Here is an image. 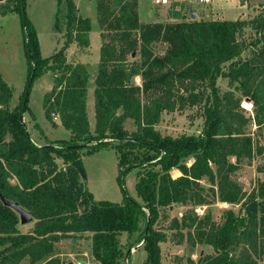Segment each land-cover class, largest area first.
I'll return each instance as SVG.
<instances>
[{
    "label": "trees",
    "instance_id": "trees-1",
    "mask_svg": "<svg viewBox=\"0 0 264 264\" xmlns=\"http://www.w3.org/2000/svg\"><path fill=\"white\" fill-rule=\"evenodd\" d=\"M65 4L64 42L42 58L36 30L25 15V0H0V17L20 15L32 81L45 71L54 73L52 87L43 95L46 118L56 125L57 114L70 132L69 140L35 143L20 121L31 85L11 109V88L0 76V264H20L26 258L30 264H64L54 257L55 244L84 233L91 234L92 256L100 264H120L130 253L131 246L125 251L122 247L123 233L128 237L138 233L146 261L160 264V244L167 235L154 225L166 216L162 210L175 204L192 207L168 219L174 244L187 250L181 261L261 264L264 179L247 192L233 174L243 159L264 151L247 130L252 122L264 124V6L247 19L140 22L136 0H100L98 21L106 33L101 32L91 133L89 73L84 64L70 63L66 56L74 42L90 45L91 20L79 14L74 0ZM172 18H182L181 11H174ZM247 30L252 31L249 42ZM156 42L166 44L162 54L151 48ZM137 48L140 61L129 62L127 55ZM136 76L141 84L133 81ZM220 78L227 79L228 89L221 90ZM251 105L253 115L247 110ZM190 108H196L202 119L198 134L163 135L156 128L163 112ZM128 119L135 130L124 128ZM107 139L118 142L113 146L121 174L138 169L135 188L142 204L128 197L122 203L96 200L88 190L81 148L74 146H108ZM172 169L180 174L173 177ZM258 171L264 172V166ZM1 197L32 215L29 231L19 230L18 214ZM213 199L239 204L238 213L226 211L221 222L209 212L196 214V206L209 205ZM197 245L210 251L194 260L188 252Z\"/></svg>",
    "mask_w": 264,
    "mask_h": 264
},
{
    "label": "rangeland",
    "instance_id": "rangeland-1",
    "mask_svg": "<svg viewBox=\"0 0 264 264\" xmlns=\"http://www.w3.org/2000/svg\"><path fill=\"white\" fill-rule=\"evenodd\" d=\"M100 0H74L79 14L83 17H89L91 20L90 29V48H84L73 43L66 51L67 61L70 63L81 62L87 68L89 73L87 88V115L90 125V132H94V88L97 66L99 63L100 47L102 45L101 32L106 33L105 27L101 29L99 25V14L97 4ZM129 1V0H128ZM165 5L153 4L152 0H136V11L140 22H174L181 20H190L189 9H193L198 14V19H247L250 18L264 6V0H210L202 2L201 0H168ZM25 15L33 24L39 45V52L42 58L50 57L56 52L64 42L66 4L65 0L60 3L58 0H25ZM180 10L182 18L174 19V11ZM115 11V10H113ZM119 13L116 11V15ZM159 20V21H158ZM110 31V30H109ZM99 36L100 40L99 41ZM247 42L251 41L252 31H244ZM101 42V43H100ZM119 47L120 43L116 40ZM99 45V47H98ZM154 53L162 54L166 44L156 42L151 44ZM135 53V55H133ZM129 62H139V48L127 55ZM0 76L11 88L12 97L10 108L13 109L19 105L30 78V66L28 54L25 48L24 35L20 22V15L17 12L7 13L0 17ZM54 79L52 71H45L36 75L31 83L26 110L22 114L23 121L31 139L39 144L45 142H55L69 140L70 132L65 129L59 120L53 118L54 125L46 118L42 105L43 95L51 89ZM133 81L141 84L139 76ZM218 85L221 90H226L227 79H218ZM248 113L253 115V107H248ZM196 108L185 109L183 111L163 112L161 120L156 128L163 135L177 136L180 134H198L202 129V119L197 115ZM124 128L128 131L135 130L132 119L124 123ZM254 141L264 145V124L256 126L253 122L247 129ZM108 146L84 147L79 150L81 166L85 175V183L88 190L96 200H107L111 202L122 203L126 197L142 204V199L138 195L135 182L137 168L125 170L121 174V169L117 164V152L113 145L118 143L116 140L107 139ZM82 143V142H79ZM234 161V158H232ZM61 166V161H58ZM264 166V151L261 154H254L251 159H243L240 168L233 174V178L242 186L243 190L249 192L257 187L259 182L264 179V172L258 171ZM171 175L176 177L180 174L177 169H172ZM14 181V180H12ZM203 185H208L204 179ZM212 199V197L210 196ZM213 199L209 205L196 206L195 212L202 216L209 212L216 222H221L225 212L231 210L235 213L239 211V204L225 203ZM192 207L175 204L167 211H163L166 216L159 218L156 228H161L167 235L166 240L160 244V264H186V260L180 257L187 256V250L184 245L174 244L170 237L171 231L167 229L168 219L180 217L185 211ZM25 230V228H23ZM22 231V230H21ZM76 238L64 239L54 250L53 254L58 256L64 264L68 261L74 263L81 261L84 264H100L92 257L91 243L89 238L91 234H81ZM139 234L128 237L126 233L121 235V242L124 251L129 248L130 253L120 264H149L146 261L147 253L143 247L135 248L142 242L139 241ZM209 247L197 245L191 254V258L196 260L201 252H209ZM27 264V263H26ZM264 264V259L261 262Z\"/></svg>",
    "mask_w": 264,
    "mask_h": 264
},
{
    "label": "water",
    "instance_id": "water-1",
    "mask_svg": "<svg viewBox=\"0 0 264 264\" xmlns=\"http://www.w3.org/2000/svg\"><path fill=\"white\" fill-rule=\"evenodd\" d=\"M189 15H190L191 19H197L198 18L197 13L193 9H189ZM133 55H135V53H133ZM32 79H33V73L30 76L29 82L27 84L28 87L31 85ZM26 94H28V91H26ZM26 101H27V97L24 98V103H23L24 107L22 109L23 113L25 111ZM20 121L23 122L22 115L20 116ZM84 146L85 145L81 144V145H75L74 147L75 148H83ZM1 200H2L3 204L11 207L18 214L19 222L21 224L30 223L31 221H33L32 215L26 209L22 208L18 203L10 201V200H7L4 197H1ZM170 208H172V206ZM141 244L136 246L135 248L140 247ZM66 264H75V263L73 261H68Z\"/></svg>",
    "mask_w": 264,
    "mask_h": 264
},
{
    "label": "crops",
    "instance_id": "crops-1",
    "mask_svg": "<svg viewBox=\"0 0 264 264\" xmlns=\"http://www.w3.org/2000/svg\"><path fill=\"white\" fill-rule=\"evenodd\" d=\"M189 11V10H188ZM198 15V14H197ZM199 17V16H198ZM198 19V18H197ZM215 19H217V18H215ZM220 19H225V18H220ZM159 21V20H158ZM89 38H90V32H89ZM99 41H101L100 40V36H99ZM74 43H76V42H74ZM101 43V42H100ZM73 44V43H72ZM71 44V45H72ZM77 44V43H76ZM70 45V46H71ZM90 46H91V41H90ZM90 46H88V47H84V48H90ZM98 47H99V45H98ZM70 48V47H69ZM58 123H60V122H58ZM48 142H45V143H41V144H39V145H45V144H47ZM32 224H33V221H31L30 223H26V224H21L20 222H19V224H18V228H19V230L21 231L22 230V232H26V231H29L30 229H31V227H32ZM23 228H25V230H23ZM84 234H86V233H84ZM87 234H89V233H87ZM64 240V239H63ZM63 240H60L58 243H56L55 244V247H54V250L57 248V244H59L61 241H63ZM89 240H90V238H89ZM90 243H91V240H90ZM139 248V247H138ZM140 248H141V246H140ZM54 257H58V256H56V255H54ZM93 257V256H92ZM94 259V258H93ZM95 260V259H94ZM96 261V260H95ZM80 263H82V264H84L83 262H82V259H81V261H79ZM98 262V261H97ZM30 264L29 263V260L26 258V259H24L20 264Z\"/></svg>",
    "mask_w": 264,
    "mask_h": 264
},
{
    "label": "built area",
    "instance_id": "built-area-1",
    "mask_svg": "<svg viewBox=\"0 0 264 264\" xmlns=\"http://www.w3.org/2000/svg\"><path fill=\"white\" fill-rule=\"evenodd\" d=\"M201 1L202 2H209L210 0H201ZM152 2H153V4H156V5H165V4L169 3L168 0H152ZM53 118L57 119L58 117L53 114ZM75 264H82V263L76 262Z\"/></svg>",
    "mask_w": 264,
    "mask_h": 264
}]
</instances>
